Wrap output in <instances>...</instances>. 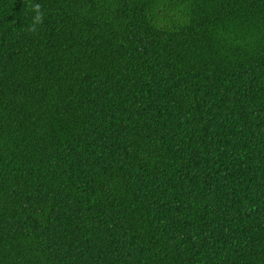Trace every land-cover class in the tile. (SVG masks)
I'll list each match as a JSON object with an SVG mask.
<instances>
[{
    "label": "trees",
    "instance_id": "trees-1",
    "mask_svg": "<svg viewBox=\"0 0 264 264\" xmlns=\"http://www.w3.org/2000/svg\"><path fill=\"white\" fill-rule=\"evenodd\" d=\"M0 264H264V0H0Z\"/></svg>",
    "mask_w": 264,
    "mask_h": 264
}]
</instances>
